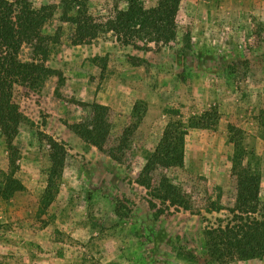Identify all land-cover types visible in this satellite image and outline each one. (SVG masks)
I'll list each match as a JSON object with an SVG mask.
<instances>
[{
  "label": "rangeland",
  "instance_id": "374dc122",
  "mask_svg": "<svg viewBox=\"0 0 264 264\" xmlns=\"http://www.w3.org/2000/svg\"><path fill=\"white\" fill-rule=\"evenodd\" d=\"M31 1L35 8L56 7L43 29L51 37L46 66L63 79L14 88L11 105L26 121L15 141L13 178L25 190L2 196L11 164L0 134V264H264L212 259L205 235L242 216L231 128L243 133L248 159L262 173L264 215V0H182L178 41L150 51L124 46L112 33L79 43L74 26L61 19L62 0ZM144 3L150 9L158 0ZM88 5L97 24L127 7L125 0ZM32 57L24 46L21 59ZM93 104L109 109L111 130L100 146L73 129L90 122ZM192 117L201 126L193 127ZM178 120L188 130L185 166L152 174L154 184L167 176L181 189L182 200L171 206L139 185V177L166 126ZM48 138L67 150L51 205Z\"/></svg>",
  "mask_w": 264,
  "mask_h": 264
},
{
  "label": "trees",
  "instance_id": "16d2710c",
  "mask_svg": "<svg viewBox=\"0 0 264 264\" xmlns=\"http://www.w3.org/2000/svg\"><path fill=\"white\" fill-rule=\"evenodd\" d=\"M125 2L126 10L119 9L107 23L97 24L89 16L88 0H62L61 19L74 26L79 43H85L87 38L96 39L102 33H112L124 46L133 45L141 51H150L151 45L168 46L178 41L177 17L182 0H158L157 5L150 9L146 8L144 0ZM55 13V6L35 8L31 0H0V134L10 153L11 164V173L5 174L3 180L2 196L5 199L25 190L21 182L13 178L19 153L15 141L26 121L18 108L11 105L14 88L18 85L34 89L53 75L63 79L61 73L46 66L49 59L47 43L51 37L44 36L43 29ZM24 46L32 50L31 61L21 59ZM186 47H191L190 41ZM139 104L142 103L137 104L135 115L141 111ZM92 110L90 122L73 126V129L87 142L100 146L111 130L109 109L93 104ZM198 119H190L193 127L201 126L196 122ZM187 131L184 121L170 122L139 177V185L150 190L162 203L171 206H176L182 200L181 189L167 176L154 184L152 174L159 169L166 171L185 166ZM131 133L132 130L128 129L124 136L128 137ZM242 136L241 131L231 128L229 143L235 145L231 158L232 175L237 181V211L242 216H237L233 224L206 231L207 251L215 260L249 262L264 259V215L259 216L262 173L253 159H248ZM48 145L51 166L45 201L51 205V198L59 191L67 150L53 138H48ZM111 157L118 159L116 154H111ZM178 257L195 260L191 254L179 253Z\"/></svg>",
  "mask_w": 264,
  "mask_h": 264
}]
</instances>
